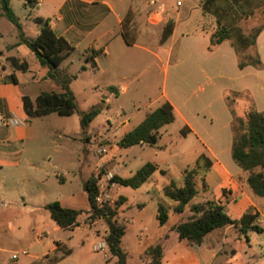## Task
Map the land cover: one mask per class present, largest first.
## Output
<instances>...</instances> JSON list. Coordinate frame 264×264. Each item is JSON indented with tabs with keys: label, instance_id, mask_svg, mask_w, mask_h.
I'll return each mask as SVG.
<instances>
[{
	"label": "crops",
	"instance_id": "0c3cea01",
	"mask_svg": "<svg viewBox=\"0 0 264 264\" xmlns=\"http://www.w3.org/2000/svg\"><path fill=\"white\" fill-rule=\"evenodd\" d=\"M39 1L41 3L34 18L48 19L53 31L74 49L87 42L84 49L88 53L84 51L83 56L99 52L95 58L94 70L88 64H84L85 70H79L76 75L69 74L68 69L61 70L64 74L75 76V80L81 74L106 72L129 48H138L140 44L146 46L142 47L143 51L157 62L156 86L154 92L145 98L144 103L134 98L129 100L128 105L122 103L118 111L124 115L118 116L124 119L119 122L121 134L118 138L136 127L147 114L163 102H168L173 109V123L178 122L181 126L178 135L183 139H192L195 143L190 149L192 151L194 147L195 152H189L186 165L192 166L202 155L211 163L209 170L202 177L199 202L196 204L206 201L219 204L232 221H239L244 215L255 216L252 224L260 229V232L247 230L242 233L238 225H229L210 232L199 246H191L186 241L179 240L173 227L186 221L191 215L190 210L186 207L183 213L177 214L179 220L168 227L167 222L160 226L156 216L159 205L166 209L163 205L168 199L162 195V189L171 182L181 186L184 168L180 170L178 164H167L166 160L162 159L158 163H152L157 167L149 177L153 187L145 192L148 200L155 204L152 214L157 228L145 242L140 241L143 249L141 258L131 262L128 253L121 248L127 255L126 264H148L147 252L155 246L161 248L160 264H264V243H255L257 240H254V236L264 238V197H256L250 192L245 183L247 173L231 159L233 109L226 100L227 95L231 93L247 94V97L243 96L246 100L244 114L250 104L258 112L264 113V29L257 36L255 44L262 68L255 70L245 67L240 70L237 68L236 55L228 42L209 49V38L215 31V19L203 13L201 5L204 0H181L180 6H176L177 0H130L125 4L123 13H117L115 10L116 1L123 3L122 0ZM98 9L104 10V14L99 15V12H102ZM128 12L131 19L133 18L131 23L134 25V31L137 29L138 33L136 39L129 40L133 42L130 46L121 34V21ZM93 16L96 21L91 22ZM110 16L114 19V26L109 24ZM168 22L172 23V31L161 43L164 27ZM32 25L33 27L29 28L30 35H27L25 25L21 24V31L28 39H33L38 34V26L35 23ZM87 38L89 40L85 41ZM151 45L155 51L149 49ZM21 49H24V55L18 52ZM29 56L33 54L24 45L19 44L18 32L13 29H7L5 32L0 30V117L15 118L19 121L16 126L0 127V264H60L66 257L60 256L59 253L64 249V253H70L66 246L68 241L51 237L48 232L49 225L54 233L61 229L50 219L49 214L47 216L43 212H47L45 206L52 202L72 209L63 202H70L73 196L55 197L48 201L50 194L47 181L52 170L58 169L59 166L50 164L47 167L45 161L39 160L38 163L33 159L36 153L25 152L24 144L32 139V135L23 110L22 97L28 96L33 101L43 92L41 89L35 90V85H51V90L45 92L60 93L61 89L44 79L46 70L39 67L37 62L32 65L27 62L26 58ZM10 58L25 62L27 70H16L10 63ZM30 73L32 78L26 77L23 83L19 82L18 75ZM212 80H215L213 84ZM205 83L211 85L209 90L204 88ZM104 89L108 95L115 94L113 99L129 92V86L125 84H108ZM109 96L103 97L106 101L101 102L102 105L111 103L112 97ZM110 106H103V109ZM131 120H139V123L132 125ZM165 127L158 131V143L164 140V136L172 137ZM181 131H184V136L180 134ZM142 146L156 145L137 147ZM156 147L160 151H168L164 142ZM122 150L127 149H120V152ZM94 169L93 164L86 180ZM174 169L175 172L172 171ZM109 170L119 176L116 166ZM33 185L36 190L31 191ZM114 186L118 188L119 185ZM119 196L121 201L118 204L117 221L119 208L126 206L128 202L124 196ZM113 201V205H116L117 201ZM144 205V202L139 204L141 210ZM174 206L175 204L170 209L172 213ZM166 210L169 218L170 212ZM88 211L89 207L84 213L85 219ZM79 218L80 216L77 226L68 230L72 235L87 232L86 223L82 227L79 226ZM126 223L127 219H124L120 224L124 226L125 234ZM88 225L95 228L90 233L91 237L97 239V242L104 240L107 226L103 220L88 221ZM8 234L10 236H7ZM22 250L27 254L11 259L12 254ZM104 257L106 263L115 264L116 259L110 256L108 249Z\"/></svg>",
	"mask_w": 264,
	"mask_h": 264
},
{
	"label": "trees",
	"instance_id": "16d2710c",
	"mask_svg": "<svg viewBox=\"0 0 264 264\" xmlns=\"http://www.w3.org/2000/svg\"><path fill=\"white\" fill-rule=\"evenodd\" d=\"M10 1L0 0L1 14L17 29L19 44L24 45L33 54L39 67L46 70L44 79L53 82L61 89L60 93L40 92L33 101L28 96H23L22 104L25 115L28 118H34L50 114L63 117L77 114L81 134H85L89 124L101 113L102 106L98 104L88 111H80L77 107L75 95L70 89V83L75 79V76L64 74L59 69L60 65L71 57L74 48L53 31L48 19L41 17L33 19V22L38 26L36 37L33 39L24 37L19 18L13 13ZM36 2L37 0H25L24 5L34 8ZM201 7L203 13L215 19V31L209 38V49L228 42L236 55L238 69L251 67L260 70L262 62L255 44L264 25L244 31L239 24L254 17L257 11L264 7V0H204ZM130 23L131 15L128 12L121 21V34L129 46L133 45L126 34V26ZM171 31L172 23L168 22L164 27L161 43L167 39ZM85 52L88 53V51ZM98 54L99 52H92L89 55H84V64H88L94 70L96 68L95 58ZM10 63L16 70H27L25 62L10 58ZM80 70L84 71L85 65H82ZM234 96L247 97V94H228L226 100L229 105L233 102ZM232 116L231 159L242 171L247 173L245 183L250 192L256 197H264V113L258 112L250 104L245 111L244 119L236 117L234 114ZM173 121L172 106L168 102H163L157 109L147 114L141 123L123 135L116 145L119 149H129L139 145L155 146L159 141V129ZM180 134L185 135L184 131H181ZM210 166L211 163L207 157L202 155L192 166L184 170L181 186H176L171 182L162 189V195L175 204L174 213H183L193 200L197 194L196 179L199 177V182L202 183V177ZM156 170V165L146 163L131 177L114 176L112 182L122 187L138 189ZM96 182L95 176L91 175L82 185L89 205L87 219L89 222L104 221L107 226V235L104 241L110 256L116 259L115 264H126L127 255L120 247L125 228L117 222V209L120 201H117L116 205H97L95 202V197L98 194ZM45 210L55 225L62 230H72L76 227L77 219L81 215L80 211L63 208L58 202L47 204ZM189 210L191 215L186 221L175 225L173 230L177 233L179 240L186 241L191 246L201 245L210 232L229 225H238L242 233H246L247 230L260 232V229L252 224L255 216L244 215L239 221H232L225 214L223 207L212 201L194 204ZM156 217L158 224L164 225L168 219L167 210L159 205ZM147 255L149 257L148 264H160L161 248L159 246L149 248Z\"/></svg>",
	"mask_w": 264,
	"mask_h": 264
},
{
	"label": "rangeland",
	"instance_id": "374dc122",
	"mask_svg": "<svg viewBox=\"0 0 264 264\" xmlns=\"http://www.w3.org/2000/svg\"><path fill=\"white\" fill-rule=\"evenodd\" d=\"M25 0H11L10 7L16 17L22 25L26 27L27 35H30V30L34 24L31 21L36 15L38 6H25ZM123 3L116 1V12L123 13L124 6L130 0H122ZM99 10V9H98ZM101 11V10H99ZM99 12V15L104 14V10ZM98 16V14L96 15ZM110 26H114L113 17H109ZM133 19V18H132ZM131 19V20H132ZM91 22L96 21L95 17L90 20ZM264 25V7L257 11L254 17L243 21L239 26L244 30L248 31L253 28ZM7 29H13L17 33V29L9 23L0 12V30L5 32ZM29 30V31H28ZM126 34L129 40L136 39L138 33L137 29L134 31L133 23L126 26ZM89 38H87L88 41ZM82 44L79 48L74 49L71 57L66 59L59 67L60 71L68 69L69 74L76 75L80 67L84 65L83 53L84 45ZM142 47H146L143 44L137 47H131L126 53H124L119 61L106 72H96L91 74H81L76 80H72L70 89L73 91L76 104L80 111H88L96 105L110 106L108 109L103 111L89 124L88 130L85 134H81L79 121L77 114H73L68 117L58 116L56 114H50L44 117H34L26 119L29 132L32 135V139L28 140L24 145L25 152H34L36 157L33 159L38 162L45 161L47 167L51 165L59 166L58 169L52 170L49 180L47 181V187L49 189L50 196L48 201H52L55 197H70L73 199L70 202H63L64 205L74 210L80 211L81 215L79 218V226L82 227L84 223L88 226L87 232H78L72 235L68 230H60L59 232H52L51 226L49 225L48 232L54 239L60 241H68L66 246L70 253H64L65 249L62 250L59 255H65L66 259L60 264H108L105 262L103 253H94L92 251V245L97 242V239L91 237L90 233L95 230L93 227H89L88 219H85L84 213L89 207L86 200L85 194L83 193L82 185L89 174L92 165L94 164V172L92 175H96L99 172H106L110 168L117 167L119 172L118 175L122 178L132 176L139 168L146 163H158L162 159H165L167 164L174 165L178 164V168L184 170L188 167L187 156L189 152L194 153L195 148L194 141L192 139H183L178 135L181 126L178 122L166 125V129L172 135V137L164 136V140L158 143L156 146L164 142L167 145L168 151H160L155 147H131L127 150H122L117 147L116 143L118 137L121 134V125L119 122L124 118H119L124 114L118 111L122 103L129 104V100H139L140 103L145 102V98L148 94L154 92L156 86V79L158 77V66L155 59L143 51ZM154 46H150L151 51ZM22 50H18L20 54L24 53ZM29 64L36 63L33 56L26 58ZM20 83L26 80V77L32 78V73L25 75H18ZM215 80L211 81L213 84ZM116 85L125 84L129 86V92L127 95H123L118 99H113L115 94L113 92L111 103L101 104L106 101L109 96L107 91L104 89L105 85ZM35 90L41 89L42 91L51 90V85L41 84L35 85ZM206 90L211 88L210 84H203ZM156 91V90H155ZM109 96V98H110ZM233 102L231 103L233 114L236 117L244 119V108L246 107V100L243 97L234 96ZM130 110V109H129ZM132 110V109H131ZM123 112V110H122ZM117 113V115H116ZM120 115V116H118ZM131 120L132 125L139 123V120ZM137 125V124H136ZM86 138V139H85ZM106 149V155H99L98 150ZM1 149V146H0ZM18 150V148H16ZM185 154V155H184ZM184 155V156H183ZM94 156V157H93ZM50 162H47V161ZM39 163V162H38ZM182 163V164H181ZM91 164V166H90ZM191 165H189L190 167ZM174 167V166H172ZM166 169L167 167L164 166ZM63 169V170H61ZM178 169V170H179ZM175 172V169L172 170ZM172 172V173H173ZM184 173V172H183ZM57 175V177H55ZM183 178V176H182ZM181 178V179H182ZM197 194L193 200L187 205V209L193 204L199 202V193L201 189V183L199 177L196 179ZM211 180V179H210ZM177 183H179L177 181ZM46 187V186H45ZM153 187L152 181H147L139 189H131L129 187L122 186H108L106 193L111 197L112 200L121 201L119 195L124 196L128 199L126 206L119 208L118 223L121 224L122 220L127 219L126 234L123 237L121 248L125 250L130 256L131 262L135 261L136 258H141L143 255V249L140 246V241L145 242L147 237L157 228L153 210L155 208L154 202H150L146 197V189ZM117 188V192L116 189ZM31 191L36 190L35 186H31ZM150 194H152L149 191ZM119 194V195H118ZM262 200V199H261ZM145 203L142 210L139 207L140 203ZM113 205V204H111ZM171 201H166L163 205L169 210V218L166 223L168 227L179 220V215L171 212L173 207ZM47 215V212H43ZM48 216V215H47ZM189 215H187L188 217ZM142 232V236H140ZM89 237L86 238V236ZM7 236H10L8 234ZM255 243H264L263 236H254ZM129 261V262H130Z\"/></svg>",
	"mask_w": 264,
	"mask_h": 264
},
{
	"label": "built area",
	"instance_id": "2783aa9c",
	"mask_svg": "<svg viewBox=\"0 0 264 264\" xmlns=\"http://www.w3.org/2000/svg\"><path fill=\"white\" fill-rule=\"evenodd\" d=\"M40 1L37 0L35 6H40ZM181 0L176 1V6H180ZM0 67H1V61H0ZM19 124V121L15 118H1L0 117V127H9V126H16ZM99 155H106L107 150L102 148L97 151ZM115 176V174L108 170L106 172H97L95 175V178L97 179L96 186L98 190V194L95 197V202L97 205H111L114 204V201L111 199V197L106 193V190H108V186H114L115 183L112 182V178ZM107 249L106 243L104 240H99L98 242L94 243L92 245V251L94 253H105ZM27 252L25 250L19 251L17 253L12 254L11 259H16L19 255H26Z\"/></svg>",
	"mask_w": 264,
	"mask_h": 264
}]
</instances>
